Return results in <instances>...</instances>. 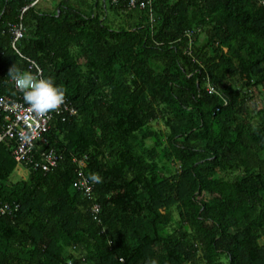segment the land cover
I'll return each mask as SVG.
<instances>
[{
  "label": "trees",
  "instance_id": "obj_1",
  "mask_svg": "<svg viewBox=\"0 0 264 264\" xmlns=\"http://www.w3.org/2000/svg\"><path fill=\"white\" fill-rule=\"evenodd\" d=\"M140 1L0 0V93L35 62L77 109L52 171L0 142V264H264V0Z\"/></svg>",
  "mask_w": 264,
  "mask_h": 264
},
{
  "label": "built area",
  "instance_id": "obj_2",
  "mask_svg": "<svg viewBox=\"0 0 264 264\" xmlns=\"http://www.w3.org/2000/svg\"><path fill=\"white\" fill-rule=\"evenodd\" d=\"M139 0H129L130 4H135ZM151 3V0H142L139 2L140 7L144 8ZM24 30L22 25L16 26L13 29V35L15 41L23 36ZM191 35V32H188ZM30 70L34 76L43 78L42 68L35 62L30 65ZM16 95H7L0 93V115L5 114L3 131L0 133V142L8 139L16 141V146L13 150L14 158L17 162L23 163L29 168L44 172L52 171L58 166L62 156L55 148H49L40 150V146H37L38 141L44 139V135L50 130L51 124L55 115H74L77 113V109L71 106L67 98L60 107L59 110L50 112L48 115L41 117L36 115L26 103L23 97V93L16 88ZM74 162L78 164V174L82 177L79 182L76 183L79 189L83 190L87 196H91L92 187L83 175V168L86 166L85 158L79 159L74 157ZM19 207L16 204V208ZM12 206L4 204L1 211L4 213L10 210ZM99 206L95 205V212L98 211Z\"/></svg>",
  "mask_w": 264,
  "mask_h": 264
},
{
  "label": "clouds",
  "instance_id": "obj_3",
  "mask_svg": "<svg viewBox=\"0 0 264 264\" xmlns=\"http://www.w3.org/2000/svg\"><path fill=\"white\" fill-rule=\"evenodd\" d=\"M189 32L192 35L194 34L193 31ZM8 75L14 82L16 88L23 93L24 100L30 106L31 110L38 116L44 117L50 112L59 110L65 102V90L56 86L51 78H38L31 72H21L15 66L10 69ZM89 179L92 183L102 182V177L96 173L90 174ZM149 264H157V261L152 260Z\"/></svg>",
  "mask_w": 264,
  "mask_h": 264
},
{
  "label": "rangeland",
  "instance_id": "obj_4",
  "mask_svg": "<svg viewBox=\"0 0 264 264\" xmlns=\"http://www.w3.org/2000/svg\"><path fill=\"white\" fill-rule=\"evenodd\" d=\"M109 18H111V16ZM155 125H157V123ZM29 173H30L29 168L19 163L17 164V167L15 171L13 172L11 179L13 181L25 179L28 177Z\"/></svg>",
  "mask_w": 264,
  "mask_h": 264
},
{
  "label": "bare ground",
  "instance_id": "obj_5",
  "mask_svg": "<svg viewBox=\"0 0 264 264\" xmlns=\"http://www.w3.org/2000/svg\"><path fill=\"white\" fill-rule=\"evenodd\" d=\"M4 204H7V203H1V201H0V206H1V208H2V206L4 205ZM10 205V204H9ZM11 206V205H10Z\"/></svg>",
  "mask_w": 264,
  "mask_h": 264
}]
</instances>
